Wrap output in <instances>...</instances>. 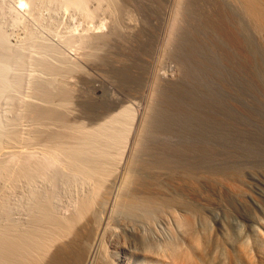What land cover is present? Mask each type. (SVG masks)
Masks as SVG:
<instances>
[{"label": "rangeland", "instance_id": "rangeland-1", "mask_svg": "<svg viewBox=\"0 0 264 264\" xmlns=\"http://www.w3.org/2000/svg\"><path fill=\"white\" fill-rule=\"evenodd\" d=\"M19 1L0 0V33L5 35L8 45L23 56L22 64L10 65L8 70V81L13 82L20 77L22 82L20 89L12 87L0 97V123L12 128L19 141L16 145L27 141L25 147L23 143L19 145L21 149L25 148L23 157H30L35 163L48 158L46 142L36 143L37 134L42 137L49 130L60 129V135L71 136L80 129V124L87 129L128 107L131 112L126 119L128 129H131V135L138 131L132 152V168H146L148 181L154 180L152 186H158L161 181L172 183L173 187L180 182L187 186L194 183L198 187L216 188L212 192L214 194L219 191L217 188L226 184V179L231 181L239 174L245 176L256 194L264 193V54L255 39L248 36V26L243 17L239 19L241 15L234 7L226 6V9L220 0H87L84 8L67 6L62 0H23L22 4ZM240 20L245 27L240 26ZM95 33H99L101 38L98 39ZM93 34L95 39H92L96 43L89 38ZM82 56L85 62H93L97 72L82 62L84 59L80 61ZM87 56L93 61L90 62ZM44 59L58 67L62 76H48L38 66L39 60ZM160 71L165 72L160 74ZM64 73L68 75L64 77ZM94 74L104 80L100 93H96L88 80ZM165 74L166 79L161 78ZM58 76L63 80L73 77L72 81H78V86L75 82L72 84L74 87L69 85L71 89L64 82L62 84L65 85H60ZM42 79L46 80L44 82H48L47 79L58 82H52L57 88L52 98L35 94L34 85ZM27 104L33 107L38 104V109L44 111L53 107L50 110L57 114L51 121L52 116L27 111ZM70 104L73 106L66 112L65 107ZM68 113L72 115L68 117ZM57 116L60 119L63 116V120H55L59 119ZM134 116L145 117L138 130ZM64 121L76 131H70L69 126L65 128ZM56 125L57 129L54 128ZM43 128L49 130L44 131ZM29 130L31 133H27ZM62 130L66 134H62ZM127 133L130 135V131ZM128 134L121 142L123 145L119 146L121 149L115 150L117 156L118 150L123 155L121 152L132 137ZM20 136L26 140H20ZM12 154L1 156L10 168H13L16 158ZM8 176L10 179V174ZM6 177L7 173H0V215L5 210L3 206L7 205V210L16 220L25 222L31 191L44 189L48 183L40 178L33 186L25 180L14 184ZM86 188L61 183L55 185L54 202L58 211L65 212L62 213L65 215L69 209L74 210L79 195H83L81 193ZM215 194L214 198L223 199L222 195ZM189 197L193 196L186 195L187 199ZM161 222L155 225L157 231L167 234L171 222L167 226ZM208 222L207 228L211 230L216 221L210 216Z\"/></svg>", "mask_w": 264, "mask_h": 264}, {"label": "bare ground", "instance_id": "bare-ground-1", "mask_svg": "<svg viewBox=\"0 0 264 264\" xmlns=\"http://www.w3.org/2000/svg\"><path fill=\"white\" fill-rule=\"evenodd\" d=\"M62 1H64L65 5L76 8L85 6L84 4L87 2V0ZM21 2L23 3V0L19 1V3ZM168 2L166 3L168 4ZM220 2H223L222 5H225V7H234L237 10V14L241 15L239 16L240 18L238 17L239 19L243 17L242 20L249 29L247 31L250 32L248 36H252L255 39L264 54V0H220ZM168 9L170 10V8ZM230 11L233 10L230 9ZM245 25L243 26L240 20V26L243 28ZM128 26L126 28H129ZM131 29L133 30V27ZM243 31H245V28ZM95 36H99V33L98 35L95 33ZM252 37L250 41L253 42L251 40ZM89 38L95 39L94 34L93 37ZM94 39L92 40L96 43ZM252 45L253 49L257 48H254L256 45L254 46L253 43ZM87 58L86 61L90 60L89 58L87 60ZM22 60L21 52L12 49L8 45L5 35L0 33V97L12 87L14 89L21 87L22 81L20 77H17L13 82L8 81L7 78L10 65L18 66L22 64ZM80 61L87 63L83 56ZM92 61L90 60V62ZM52 64L44 59L39 60L38 66L40 65V68L47 75L54 74L57 77V75L61 74V71ZM87 66L92 71L97 72L94 70L93 62L89 63L88 61ZM68 73L72 74V72ZM81 73L84 74L83 72ZM92 73L91 75H93ZM66 74L64 73V77ZM71 74H69V78ZM166 74L161 75V78L166 79ZM73 75L75 74L73 73ZM87 75L85 76L87 77ZM96 75L87 78L92 82L96 93H100L104 86V80L98 78L99 76L96 77ZM58 78L61 77L58 76ZM62 78L61 81L59 79L60 85L64 82L66 85L74 87L72 85L75 82L72 81L74 80L72 79L73 77L71 80L69 78L68 80H63ZM43 79L35 83V94L45 98H52L57 89L52 82H57V79L55 81L51 80V82H49L50 79H47L48 82H44L46 80L43 81ZM64 83L62 85H65ZM57 91L62 94L61 91ZM37 105L33 107L32 104H27L26 110L52 116L51 119L49 118L51 121L53 116H56L55 114L57 113L50 110L53 107H49L50 109L44 111L42 108L38 109ZM70 106L73 105H68L65 110ZM125 109L124 111L122 110V114H111L113 116L110 115V118L107 116L108 120L104 118L105 121H100V123L90 126L91 129H89L90 127L86 129L85 125L80 127V124L78 126L80 129L77 127V131L74 129L77 133L72 130L71 124L68 125L64 121L63 123L66 124H64L65 128L69 126L70 128L68 129L72 128L70 131L75 132L71 136L60 135V129L50 132V127L47 125L49 132H46L42 137L37 134L35 140H37L36 143L43 141L42 144H44L46 142L48 150L43 149V145L41 146L43 147L42 150H47L48 158L40 162L35 160L37 163L32 162L33 159H30V157H23L25 148L21 149L19 146L23 142L16 145L15 143H19V141L15 137L12 128H6L2 125L3 123H0V173H5V175L7 173L8 179L10 174L9 181L11 180L14 184L19 180H25L30 183L29 185L33 186V183L35 184V181L40 178L48 183L47 186H42L44 189H32V195H30L32 197L30 198L31 204L29 202L28 213L26 211L28 217L25 222L16 220L12 212L7 210V205L3 206L7 211L4 210L2 215H0V264H264L263 191L256 194L252 186L245 180V176H240L239 174L235 175L231 181L226 179V184L222 188H217L219 191L217 190L218 192L216 191L215 193H218L219 196L222 195L223 199L214 198L217 194L214 193V195L212 192L216 188H210L211 186L209 188L198 187V184L194 186V183H190L192 186H187L186 184L181 185L183 182H180L181 184L173 187L172 183L168 184L166 182L168 185L166 186V183L162 181L161 184L159 183L160 186L158 184V186H152L151 182H154V180L148 181L149 174L147 176L146 168H144L145 170L141 168L133 169L132 166L134 164L132 165L131 163L132 152L138 137L137 130L145 117L134 116L137 130L134 127L135 125L131 127L137 132L131 135V129H128L129 125L126 122V119L131 116V112L128 111V107H125ZM62 110L65 111L64 109ZM74 113L76 114V112ZM144 113L146 114V112ZM71 115L69 114L68 117ZM61 117L63 118V116ZM61 119L59 117V119L55 120L60 121ZM97 122L99 121L97 120ZM61 125L63 126L62 123ZM47 126L46 128H48ZM41 127L39 129H42ZM53 127L51 126V128ZM56 127L57 125L54 128L57 129ZM46 128H43V130L48 131ZM68 129L63 130L69 132ZM63 130L61 131L62 134H66ZM127 130L130 131L132 137L130 140H128L129 138L127 139L129 142H127L128 145L125 144V150L121 152L123 155H120V150H118L119 152L116 151L121 156L120 161L116 162L119 160V156L115 154V150L123 145V143L121 145V142L125 139V135L127 137ZM35 132L37 133V130ZM27 133H31V131ZM70 133L72 134V132ZM130 135L128 134L129 137ZM29 137L32 138V136ZM26 138L28 137L26 136ZM21 139L26 140L23 137ZM13 140L16 141L12 144ZM26 143L27 141L23 145H27ZM32 143L34 145V139ZM32 143L30 142V144ZM26 147L28 148V146ZM29 148L32 147L29 146ZM122 148L124 149V147ZM7 153H13V157L17 158H14L13 168H10L1 160V156ZM59 163H63L60 165L62 168L58 167ZM158 181L160 182V180ZM58 183L67 186L87 187V191L86 189L84 191V193L86 192L85 194L80 191L83 195H79V201L76 200L78 204L74 202L76 204L74 210L71 208V212V209L67 211L69 214L62 215L65 212L60 213L56 208L54 186ZM162 183H165V186H161L163 185ZM186 195L193 197L191 199L189 197V200ZM3 204H6V202ZM210 216L214 218L216 224L214 228L208 230ZM160 221L164 222L166 226L171 222V227H167L170 228L167 234L163 235L157 231L155 225ZM229 225L231 228H229Z\"/></svg>", "mask_w": 264, "mask_h": 264}]
</instances>
